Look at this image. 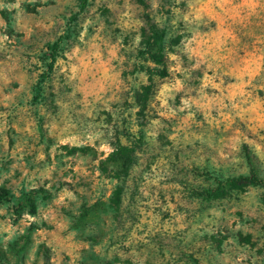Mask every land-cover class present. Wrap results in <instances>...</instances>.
Returning <instances> with one entry per match:
<instances>
[{"label": "rangeland", "instance_id": "obj_1", "mask_svg": "<svg viewBox=\"0 0 264 264\" xmlns=\"http://www.w3.org/2000/svg\"><path fill=\"white\" fill-rule=\"evenodd\" d=\"M250 173L264 0H0V264H264Z\"/></svg>", "mask_w": 264, "mask_h": 264}, {"label": "trees", "instance_id": "obj_2", "mask_svg": "<svg viewBox=\"0 0 264 264\" xmlns=\"http://www.w3.org/2000/svg\"><path fill=\"white\" fill-rule=\"evenodd\" d=\"M56 47H57V43L53 44L50 48L55 49ZM151 57L154 61H156L155 56H151ZM156 63H160V62H156ZM228 179L226 180L228 181ZM234 181L237 184L260 186L264 188V179L260 178L256 173H250L249 175H245V176L239 175L235 178Z\"/></svg>", "mask_w": 264, "mask_h": 264}]
</instances>
